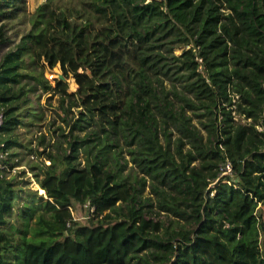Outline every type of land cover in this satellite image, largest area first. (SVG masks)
I'll list each match as a JSON object with an SVG mask.
<instances>
[{"label":"trees","instance_id":"1","mask_svg":"<svg viewBox=\"0 0 264 264\" xmlns=\"http://www.w3.org/2000/svg\"><path fill=\"white\" fill-rule=\"evenodd\" d=\"M56 1L16 40L25 0H0V264H264V0ZM82 67L110 79L68 92ZM48 91L70 152L27 139Z\"/></svg>","mask_w":264,"mask_h":264},{"label":"rangeland","instance_id":"2","mask_svg":"<svg viewBox=\"0 0 264 264\" xmlns=\"http://www.w3.org/2000/svg\"><path fill=\"white\" fill-rule=\"evenodd\" d=\"M46 0H25V2L22 4L23 8L17 13V18L14 19L13 22V29L9 32L11 36H14L15 33L18 35L15 36V39L17 40L20 35H22L25 30L30 26L29 20L27 19L28 16H30L36 8ZM50 10L56 14L58 12L63 11L58 5L56 0H51L50 4ZM67 15H69V12H67ZM70 22H75L76 29H81L84 27V24L77 20L76 15H73L69 18ZM103 31H106L103 26L101 27ZM14 34V35H12ZM14 44V43H13ZM8 49V46L2 47L0 49V55L5 52ZM176 53H181L182 49L178 48L175 50ZM81 72L85 76L86 82L81 86L77 83L76 79L74 77H70L69 79V89L68 92H76L77 96H79L84 89L91 88L97 86L99 83L105 80H109V75H103L98 80H95L92 77V74L90 71H88L85 67L81 68ZM46 76L51 80L52 84L55 83V79L59 78L60 76H63V71L60 65H57L53 69H46L45 72ZM40 103L43 105L44 110V118L39 123L38 127L33 128V130L36 131L35 134H28L27 139H31L32 145H36L37 139L42 132L46 134V139L49 142V145L52 147V149L56 153H62V152H70L68 145L65 141V137L61 135L62 130L64 129L66 133H69L70 131V125L69 123L64 120L66 117H68V120L72 121L75 118H78V108L74 107L73 111L65 113L62 108V100L60 98V95L57 93L52 92H45L42 94L40 98ZM69 101L67 100L65 102V105H68ZM194 123L200 124L197 122V119L195 118ZM62 129H61V128ZM201 127V126H200ZM205 133V132H204ZM42 149V148H40ZM20 153H24V160L21 164L22 166L16 167L14 171H20L21 169H25L27 172V177H30L32 180V187L35 189H38L39 193L45 194L46 190L42 189L40 184L35 180L33 173L31 172L28 161L33 160V162L38 163L40 166H42L43 170H46L48 165L51 164V161L46 157V155L42 156H36L34 154H29L27 151L23 149H19ZM79 161L81 162V165L85 164V159L82 153L79 154ZM131 166V163H129L128 167ZM125 169V172L128 171ZM42 177V175H40ZM145 194H149V186L145 189ZM88 206H82L81 204L75 202L73 213L76 220L80 221L81 223L85 224H92L96 222L97 220L101 219L102 216H98V218H93L92 211H89Z\"/></svg>","mask_w":264,"mask_h":264},{"label":"built area","instance_id":"3","mask_svg":"<svg viewBox=\"0 0 264 264\" xmlns=\"http://www.w3.org/2000/svg\"><path fill=\"white\" fill-rule=\"evenodd\" d=\"M2 122H3L2 115H0V127H1ZM2 158H3V154H2V152L0 150V165L2 163ZM221 170H222L223 173H231V165H230V163L228 162L226 164L225 168L222 167ZM89 204H90V201L87 202L86 206H88Z\"/></svg>","mask_w":264,"mask_h":264},{"label":"water","instance_id":"4","mask_svg":"<svg viewBox=\"0 0 264 264\" xmlns=\"http://www.w3.org/2000/svg\"><path fill=\"white\" fill-rule=\"evenodd\" d=\"M62 78V76H60Z\"/></svg>","mask_w":264,"mask_h":264}]
</instances>
